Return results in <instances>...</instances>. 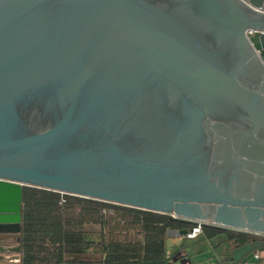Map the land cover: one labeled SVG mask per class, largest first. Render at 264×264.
Instances as JSON below:
<instances>
[{"label": "water", "instance_id": "1", "mask_svg": "<svg viewBox=\"0 0 264 264\" xmlns=\"http://www.w3.org/2000/svg\"><path fill=\"white\" fill-rule=\"evenodd\" d=\"M28 187L242 232L194 264H259L264 0H0V264Z\"/></svg>", "mask_w": 264, "mask_h": 264}, {"label": "trees", "instance_id": "2", "mask_svg": "<svg viewBox=\"0 0 264 264\" xmlns=\"http://www.w3.org/2000/svg\"><path fill=\"white\" fill-rule=\"evenodd\" d=\"M22 214L21 264H172L168 230L191 228L167 214L33 187ZM202 234L233 236L208 226Z\"/></svg>", "mask_w": 264, "mask_h": 264}, {"label": "crops", "instance_id": "3", "mask_svg": "<svg viewBox=\"0 0 264 264\" xmlns=\"http://www.w3.org/2000/svg\"><path fill=\"white\" fill-rule=\"evenodd\" d=\"M176 230H179V229H176ZM168 237H169L167 240L168 255L172 256L171 263L172 264H180L181 259H183L184 257H186V258L188 257L187 252L186 253L183 252V251H186V249L184 248L185 241L186 240L189 241V244L193 243L195 240L199 241L200 239H203V234L201 233L199 235V237L196 239H190L188 237L183 239V236H178V237L177 236H168ZM222 237H223L222 235L219 236L220 239H222ZM200 243H198V248H200V246H202V241ZM193 245H197V243L192 244L190 246H193ZM179 250H180V253H178ZM258 253H259V260H260L259 263L264 264V251L258 252ZM189 259H191V258L189 257L188 259L183 260L184 264H191L192 261H188Z\"/></svg>", "mask_w": 264, "mask_h": 264}, {"label": "rangeland", "instance_id": "4", "mask_svg": "<svg viewBox=\"0 0 264 264\" xmlns=\"http://www.w3.org/2000/svg\"><path fill=\"white\" fill-rule=\"evenodd\" d=\"M61 194V193H60ZM61 195H64V194H61ZM62 201H65V199H62ZM202 233V232H201ZM200 233V234H201ZM202 236V235H201ZM186 237H183V239H185ZM202 241V246H200V248H198V243H200ZM205 239H204V234H203V239H200L199 241L198 240H195L193 243L189 244V241H185V244H184V248L186 249V251H183V252H187L188 254V257H184L183 259L181 260H186L188 259L189 257L191 258V261H192V264L194 263H197L199 258H200V252L199 250L202 248V247H205L207 245V243H205ZM197 245H193V246H190L192 244H196ZM201 244V243H200ZM199 244V245H200ZM190 246V247H189ZM180 253V250L179 252ZM7 255L9 256H13V255H18V257L15 256V258H13L12 260H8V261H5L3 264H21V261H22V253L21 251L20 252H10V253H7Z\"/></svg>", "mask_w": 264, "mask_h": 264}, {"label": "flooded vegetation", "instance_id": "5", "mask_svg": "<svg viewBox=\"0 0 264 264\" xmlns=\"http://www.w3.org/2000/svg\"><path fill=\"white\" fill-rule=\"evenodd\" d=\"M227 232L228 233L231 232L233 236L232 237H229V235H226V236H228L229 238L238 240V243L240 244H244L252 240L251 235H248L242 232L231 231V230H227ZM17 236H18L17 234H9V235H4L2 237H7L10 241H12L11 245H17V242H15Z\"/></svg>", "mask_w": 264, "mask_h": 264}, {"label": "built area", "instance_id": "6", "mask_svg": "<svg viewBox=\"0 0 264 264\" xmlns=\"http://www.w3.org/2000/svg\"><path fill=\"white\" fill-rule=\"evenodd\" d=\"M202 229L203 227L201 224L191 226V229L189 230L187 237L190 239L198 238L200 233L202 232ZM256 257L259 258V253L256 254Z\"/></svg>", "mask_w": 264, "mask_h": 264}]
</instances>
